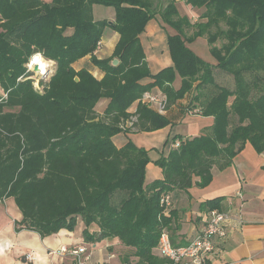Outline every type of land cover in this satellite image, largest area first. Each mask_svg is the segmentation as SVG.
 Returning <instances> with one entry per match:
<instances>
[{
	"label": "trees",
	"instance_id": "16d2710c",
	"mask_svg": "<svg viewBox=\"0 0 264 264\" xmlns=\"http://www.w3.org/2000/svg\"><path fill=\"white\" fill-rule=\"evenodd\" d=\"M184 2L203 9L198 20L181 15L175 0H0V202L14 199L21 213L16 230L47 237L72 231L79 218L85 241L117 238L132 248L136 264H168L157 249L171 223L161 195L206 186L246 142L264 150V0ZM96 4L112 7L114 19L94 20ZM156 14L176 33L167 36L172 65L151 74L139 34ZM106 27L119 36L112 54L98 58ZM196 37L206 39L216 63L187 46ZM37 53L54 63L38 86L27 68ZM84 56L87 65L75 69ZM214 69L230 75L233 86L217 81ZM146 77L151 81L142 83ZM152 88L164 93L166 109L193 91L188 107L213 124L192 138L173 136L179 144L154 161L162 177L144 184L147 150L130 140L118 148L112 136L168 124L140 101ZM102 98L109 101L98 114ZM132 115L136 120L122 129ZM219 202L200 208L218 209ZM128 257L124 264H131Z\"/></svg>",
	"mask_w": 264,
	"mask_h": 264
},
{
	"label": "crops",
	"instance_id": "0c3cea01",
	"mask_svg": "<svg viewBox=\"0 0 264 264\" xmlns=\"http://www.w3.org/2000/svg\"><path fill=\"white\" fill-rule=\"evenodd\" d=\"M182 3L188 5L184 0H175L178 12L184 15L179 10V4ZM98 6L107 9V13L105 12L104 17L100 15L95 18L93 15L94 20L105 18L110 22L114 19L112 7ZM198 17L199 15L194 16L190 20L196 21ZM175 33L176 30L164 23L159 14H156L139 34V41L151 74L172 65L167 36ZM118 36L116 31L106 27L101 38V48L96 51V56L109 57ZM187 46L189 47L188 44ZM88 61L89 56H84L72 63V66L79 69L87 65ZM91 72L97 78L103 75L97 68H92ZM216 72L214 69V77L219 82L228 77L224 72ZM148 81H151V78L146 77L141 82ZM222 84L225 85L223 82ZM172 85L175 89L179 88L178 75ZM192 94L193 91L186 92L165 110L162 115L168 120L167 125L152 131H119L112 136V141L118 148L130 140L136 146L147 150L149 162L145 168L144 184L162 177L161 168L154 161L166 156L174 147L173 136L192 138L213 124L212 116L198 113L196 107L192 109L188 107ZM108 101V98L98 101L96 104L98 114L103 113ZM135 105L136 102H133L128 111L135 109ZM170 194L171 223L167 232L176 246L188 243L203 226V216L208 210L201 209L200 204L219 198L218 210L229 215L225 223L227 235L224 238L213 236L214 248L206 260L207 264H264V150L256 152L252 145L246 142L228 166L221 170L214 169L212 179L206 186L192 185L186 190L171 191ZM20 219L21 213L14 199L12 197L3 199L0 202V264H75L76 259L72 254L61 253L59 249L79 244L86 247V253L82 255L84 264H124L122 260L126 254H129L131 264H136L137 258L130 255L132 248L124 246L117 238L85 241L82 236L84 225L79 218L72 231L62 229L47 237H41L29 229L16 230L15 221ZM89 230L92 232L95 226H90ZM28 252H32L33 260L25 257ZM179 264L188 263L182 261Z\"/></svg>",
	"mask_w": 264,
	"mask_h": 264
},
{
	"label": "built area",
	"instance_id": "2783aa9c",
	"mask_svg": "<svg viewBox=\"0 0 264 264\" xmlns=\"http://www.w3.org/2000/svg\"><path fill=\"white\" fill-rule=\"evenodd\" d=\"M101 43H98L97 50L101 48ZM33 65L34 64H32V66H28L27 64V68L33 71ZM34 73L39 76L43 75V72L40 70ZM140 101L147 107L160 114H163L166 110V97L164 93L158 88L145 91L142 94ZM134 110L135 109L131 110V113H133ZM135 120L136 116L132 115L122 125V129L131 126ZM173 144L174 146H177L179 144V141L177 140ZM159 202L164 209V213L167 214L172 204L170 194L163 193L160 197ZM203 217V226L201 227V229L192 240L184 245H173L168 232L164 229L160 232L157 249L160 255L168 261V264H179L182 261H185L188 264H204L214 248L212 241L213 236H218L220 238L226 237L227 232L225 229V223L229 219V215L227 214V212L220 211L218 209H210L204 214ZM59 252H69L75 257V264H84L82 255L86 253V247L82 244L74 245L71 248L63 246L59 249ZM25 257L29 260H33L34 258L32 252L26 253Z\"/></svg>",
	"mask_w": 264,
	"mask_h": 264
},
{
	"label": "rangeland",
	"instance_id": "374dc122",
	"mask_svg": "<svg viewBox=\"0 0 264 264\" xmlns=\"http://www.w3.org/2000/svg\"><path fill=\"white\" fill-rule=\"evenodd\" d=\"M179 10H180L181 13H183L184 15H186L188 18H193L194 16L200 15V13L202 11V8H200V7H192L191 8L188 5H185L184 3H182V4H179ZM92 12H93V15H94L95 18L96 17H100V15L101 16L103 15L102 17H104V15L107 13V9H105L103 7H99L98 5H95V6H93ZM68 31H70V30H68ZM187 44L189 45L190 49L197 56H199L200 58H202L204 61H206L208 63H212V64L216 63V59L212 55V53L209 51L208 44H207V42H206V40L204 38H202V37H196L193 40H191L190 42H187ZM39 55L42 57V59L45 60V58L41 54H39ZM32 62H33V59L32 60L30 59L29 62H28V66L29 65L32 66V64H34ZM44 64H45V67L42 70L43 75L42 76H39V75L34 74V76H32V79H34L33 82L37 86H38V80L39 79L45 80V79L48 78V76L51 73V68L54 66V63L52 61H47V62L44 61ZM217 72L218 73H222V71H220V70H217ZM227 76L228 77L226 79L222 80V82L225 85L231 87V86H233V84H232V78H231L230 75H227ZM222 82H221V84H222Z\"/></svg>",
	"mask_w": 264,
	"mask_h": 264
},
{
	"label": "clouds",
	"instance_id": "9594fccd",
	"mask_svg": "<svg viewBox=\"0 0 264 264\" xmlns=\"http://www.w3.org/2000/svg\"><path fill=\"white\" fill-rule=\"evenodd\" d=\"M33 63L40 64L41 70L44 68V64L41 62L39 55L37 54L35 57H33ZM31 66V65H29Z\"/></svg>",
	"mask_w": 264,
	"mask_h": 264
},
{
	"label": "water",
	"instance_id": "95a60500",
	"mask_svg": "<svg viewBox=\"0 0 264 264\" xmlns=\"http://www.w3.org/2000/svg\"><path fill=\"white\" fill-rule=\"evenodd\" d=\"M118 62V60L116 58H114L112 60V64L115 65ZM33 72H38L39 71V66L37 64H34L33 68H32Z\"/></svg>",
	"mask_w": 264,
	"mask_h": 264
},
{
	"label": "bare ground",
	"instance_id": "6f19581e",
	"mask_svg": "<svg viewBox=\"0 0 264 264\" xmlns=\"http://www.w3.org/2000/svg\"><path fill=\"white\" fill-rule=\"evenodd\" d=\"M36 55H37V54H36ZM36 55H35V56H36ZM38 55H39V54H38ZM39 57H40L41 62L44 64V60L42 59V57H41L40 55H39ZM32 63H33V62H32ZM34 64H37V65L39 66V70L42 71V70H41V67H40V64H38V63H34ZM44 67H45V64H44ZM43 69H44V68H43Z\"/></svg>",
	"mask_w": 264,
	"mask_h": 264
}]
</instances>
